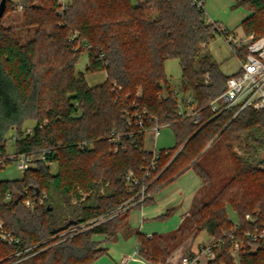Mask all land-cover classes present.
Instances as JSON below:
<instances>
[{"label":"trees","instance_id":"trees-1","mask_svg":"<svg viewBox=\"0 0 264 264\" xmlns=\"http://www.w3.org/2000/svg\"><path fill=\"white\" fill-rule=\"evenodd\" d=\"M19 2L26 24L39 28L36 36L21 41L2 22L13 5L7 0L0 20V148L6 151V136L15 131L20 135L14 141L16 151L33 153L34 161L21 179L0 180V218L21 238L9 246L0 237V264H91L108 251L119 230L128 231L132 208L80 233L67 230L107 216L135 194L126 174L133 170L142 176L152 158L145 134L137 132L133 120L128 122L136 107L147 110V128L155 125L156 117L159 125L169 124L175 131L176 146L159 150L154 171L160 172L158 190L187 167L207 181L208 173L194 158L208 142L220 141L231 157L233 176L225 187L232 193L221 191L193 215L196 236L201 230L211 237L229 230L233 221L228 204L243 224L245 214L254 212L264 222V111L250 106L234 117L238 106L220 114L212 109L211 102L226 90L231 75L209 49L221 31L204 6L193 0H71L61 13L57 0ZM234 5L251 12L240 24L244 35L262 37L264 0H235ZM48 39L63 49L58 78L53 77L56 65L48 75L38 68V47ZM82 53L88 54L87 72L105 69V82L89 85L85 73L77 71ZM246 53L245 48L238 51L241 58ZM171 58L180 61V92L193 94L198 122L177 114L176 90L165 73ZM28 122L34 123L33 130L24 135ZM114 135L120 136L119 151L111 141ZM235 146L241 153L233 152ZM8 192L13 197L6 201ZM43 194L46 199L40 204ZM28 197L34 200L31 207L24 203ZM72 197L79 203L72 204ZM186 237L139 233V250L154 264L167 263ZM240 258L241 264H264V251L242 250ZM221 262L235 264L228 251L208 264Z\"/></svg>","mask_w":264,"mask_h":264},{"label":"built area","instance_id":"built-area-1","mask_svg":"<svg viewBox=\"0 0 264 264\" xmlns=\"http://www.w3.org/2000/svg\"><path fill=\"white\" fill-rule=\"evenodd\" d=\"M71 0H57L59 5V11L62 13L68 8V4ZM198 6H204V0H193ZM216 25V24H215ZM220 28V34L225 37L227 42L230 43L233 54L238 55V51L245 48L247 53L245 58H240V68L231 75L227 82V88L216 99L211 102L212 109L216 114H220L222 111L237 107L234 117L237 113L247 107L252 106L258 111H264V35L256 38L254 34L236 35L227 28L221 25H216ZM77 35V34H75ZM86 47H89L86 45ZM116 84H114V88ZM180 91H175L177 102H179L178 115L187 118H193L195 122H198L201 118L200 112L197 110V102L194 99L193 94H187L185 97H179ZM141 95V90L137 92ZM136 107V103L134 102ZM147 110L135 108V111L129 117V125L134 121V126L137 127V132L145 134L146 139L149 134L153 138V149L151 163L145 167L142 176L136 175L133 170H129L126 174L127 185L131 190H136L135 194L124 200L121 206L117 210H113L107 216H98L95 219L82 222L81 224L70 228L69 232L79 233L83 230L89 229L96 224L102 222L104 219L110 218V216L124 212L130 208L145 205V201L152 197V195L158 191L161 185H155L156 180L160 176V172L154 174V171L159 165V150H157L155 143L160 133L161 125L158 124V118L155 125L150 128L146 127L148 121ZM32 128H25L23 134L32 133ZM133 133H131V136ZM20 138V135L14 131L11 136L12 140ZM120 140L119 135H114L111 141L115 143V151H119L121 148L117 145ZM146 142V141H145ZM147 147V146H146ZM122 148H125L122 146ZM34 154L30 152H16L10 154L7 149L3 151L0 148V168H6L11 162H15L17 167L21 171L30 169L33 165ZM13 195L10 192L6 193V201L11 200ZM84 198V197H83ZM46 199V194H43L39 198V203L43 204ZM26 206L31 207L34 204V200L30 197L24 200ZM261 215L258 212L246 213L243 221L239 219L233 222V226L223 232L221 236H212L207 242L203 243L198 251L194 254L186 253L181 258L180 264L197 263L199 260L204 259L209 262L218 260V257L222 254L230 253V256L234 259L235 264H241L240 253L242 250H249L251 253L256 254L259 251H264V222H261ZM66 232L62 233L65 234ZM0 237L10 246L19 244L21 238L8 230L0 218ZM28 250V248L24 249ZM23 251L17 254H22ZM221 264H225L221 262Z\"/></svg>","mask_w":264,"mask_h":264},{"label":"crops","instance_id":"crops-1","mask_svg":"<svg viewBox=\"0 0 264 264\" xmlns=\"http://www.w3.org/2000/svg\"><path fill=\"white\" fill-rule=\"evenodd\" d=\"M234 4L235 0H204V8L210 21L241 36L244 31L240 24L251 12L243 7H235ZM216 38L223 40V46L226 49L223 55L227 59L220 62V66L226 74L233 75L240 68V58L233 54L230 43L225 37L218 34L214 38L215 41ZM210 51L212 53V50ZM234 59L237 61V69L233 73H228L225 66ZM201 184L202 179L198 173L194 172L192 167H187L179 177L156 191L149 202L129 211L128 231L119 230L117 238L107 244L108 251L97 257L91 264H154L140 253L138 234L142 233L149 237L154 234L171 235L175 233L180 235L182 226L186 222V216L190 215L194 207L195 197ZM183 233L187 236L186 239L173 249L168 262H155V264H180L185 253L190 255L196 253L203 243L211 239L210 236L208 240L194 247L195 231L191 235H188L187 231ZM191 264L208 263L201 259Z\"/></svg>","mask_w":264,"mask_h":264},{"label":"rangeland","instance_id":"rangeland-1","mask_svg":"<svg viewBox=\"0 0 264 264\" xmlns=\"http://www.w3.org/2000/svg\"><path fill=\"white\" fill-rule=\"evenodd\" d=\"M19 1L20 0H12L13 5L10 6L11 10L6 12L4 17L2 18V22L5 26H10L14 28V30L17 32V35L20 37L21 41L25 42L31 37L36 36L35 34L39 26L38 25L28 26L26 24L23 14L24 10L23 7L20 6ZM51 29H52L51 25L47 26L46 28L47 31ZM50 41L51 40L49 39L48 41L45 42L43 40L41 41V45H39L38 47L40 49V54L37 57L38 58L37 64H38V68L41 69V71L46 70V72L49 69H51L54 65H56V67L58 68L53 70V77H57V72L61 69L62 64H64L62 62L63 49L59 46L54 45ZM223 45H224L223 40H219L218 38H216V41L213 39L209 45V49L212 50L213 56L217 61H219L218 62L219 64L220 62H223L224 59L225 60L227 59L223 55L226 52V49ZM88 63H89L88 54L82 53L79 58L78 64L76 66L77 71L85 73L88 84L97 85L105 82V80L107 79L105 69H98L95 71L87 72ZM237 66H238L237 61L234 59V61H230L229 63H227L225 68L228 71V73H233L237 69ZM165 73H167L168 81L171 85H173L174 89L176 91L177 90L181 91L180 84L182 80V73H181L180 61L178 58H171L166 61ZM48 74L49 73L47 72V75ZM59 75L61 74L58 73V76ZM187 94L189 93L183 94V92H181L179 97L183 98L187 96ZM33 126H34L33 122H28L25 124L26 129L28 127L32 128ZM159 131L160 133L155 143L157 150H162L165 148H171L176 146V136L172 126H170L169 124H164V126H162ZM13 133L14 131H9L6 136L8 138L7 151L10 154L17 152L14 144V140L11 139ZM152 143H153V138L152 135L149 134L145 142V146H147L148 150L153 149ZM210 143L211 142H208V145L203 149V151L194 158V161L199 159V163H201L202 166L205 168V171L209 175V179L207 181L202 180V184L200 186L201 188L198 190L197 195L195 197L194 207L190 211V215L186 216L187 217L186 222L182 226L181 235H183L184 231H187L188 235L193 234L194 232L193 226H195L194 225L195 217L193 215H195L205 205V203L208 200L216 196L221 191L224 192V190H226L225 193L227 195H230L232 193L230 189H227L225 187L226 183L233 176L232 167H231V157H229L228 151L226 150L224 145L220 143V141L214 143L213 145H211ZM182 147H180V149L172 156L171 159H173L180 152ZM233 152L241 153V150L239 149L238 146H235ZM53 167L54 170H56L57 165L54 164ZM260 167L264 169V164H261ZM193 170L194 172H196L194 168ZM23 174L24 172L17 167L15 162H11L7 165L6 168L0 170V180L21 179ZM85 194L87 195V192L84 193V195ZM71 203L78 204L79 202L75 197H72ZM227 212L228 215H230V218L233 222L239 220V216L237 215L236 211L233 209V207L230 204H228L227 206ZM99 238H103V236H99ZM209 238H210L209 233L206 230H201V232L197 234L194 240V245H195L194 247H196L198 243H202L203 241H206Z\"/></svg>","mask_w":264,"mask_h":264},{"label":"water","instance_id":"water-1","mask_svg":"<svg viewBox=\"0 0 264 264\" xmlns=\"http://www.w3.org/2000/svg\"><path fill=\"white\" fill-rule=\"evenodd\" d=\"M6 3H7V0H1L0 2V20H1V17L4 15L7 7H6ZM50 210H52V207H48ZM71 222H73L71 220Z\"/></svg>","mask_w":264,"mask_h":264}]
</instances>
